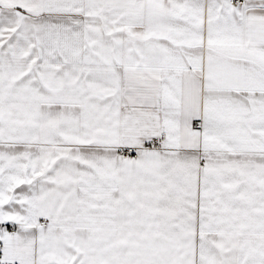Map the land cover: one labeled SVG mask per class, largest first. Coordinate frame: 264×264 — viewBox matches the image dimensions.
Listing matches in <instances>:
<instances>
[{"label": "snow or ice", "instance_id": "1", "mask_svg": "<svg viewBox=\"0 0 264 264\" xmlns=\"http://www.w3.org/2000/svg\"><path fill=\"white\" fill-rule=\"evenodd\" d=\"M0 264H264V0H0Z\"/></svg>", "mask_w": 264, "mask_h": 264}]
</instances>
